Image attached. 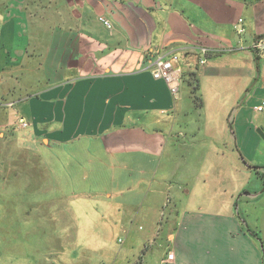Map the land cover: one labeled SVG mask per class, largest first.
<instances>
[{
    "label": "crops",
    "instance_id": "1",
    "mask_svg": "<svg viewBox=\"0 0 264 264\" xmlns=\"http://www.w3.org/2000/svg\"><path fill=\"white\" fill-rule=\"evenodd\" d=\"M263 39L264 0H0V128L28 121L0 142L34 161L37 222L54 196L90 253L115 222L125 263L167 196L172 264H263ZM170 52L176 94L150 67Z\"/></svg>",
    "mask_w": 264,
    "mask_h": 264
},
{
    "label": "rangeland",
    "instance_id": "2",
    "mask_svg": "<svg viewBox=\"0 0 264 264\" xmlns=\"http://www.w3.org/2000/svg\"><path fill=\"white\" fill-rule=\"evenodd\" d=\"M8 103V100L0 99V108H12ZM9 111L10 114L15 112L12 109ZM19 116L15 112L14 118L0 128V137L3 131L13 130L14 127L17 130H26L18 126ZM0 118H6L4 110H0ZM262 138L264 139V134ZM12 144L14 143L8 145L7 142H0V264H156L165 256L168 248L166 238L173 225L172 213L168 212L171 208L170 198L166 196L162 199L163 209L159 214L161 225L140 231L142 234L147 232V237L153 236V239L142 244L137 255L131 254L128 262H117L115 251L119 244L115 222L108 234L110 244L93 245L90 253V245L78 244L77 230L69 213H55L54 196L46 197L45 223L37 222L34 217L37 211H34L30 202L38 198L29 197L26 193L37 184L33 179V172L37 171L32 164L29 165L31 156L14 150ZM255 161V168L264 167V157ZM33 162L32 160L31 163ZM123 190L124 188L120 191ZM38 223L43 226L38 228ZM151 231L153 234L150 236ZM81 232L83 230H79L78 234ZM90 255L93 256L92 259L87 261L85 258Z\"/></svg>",
    "mask_w": 264,
    "mask_h": 264
},
{
    "label": "built area",
    "instance_id": "3",
    "mask_svg": "<svg viewBox=\"0 0 264 264\" xmlns=\"http://www.w3.org/2000/svg\"><path fill=\"white\" fill-rule=\"evenodd\" d=\"M99 22H101L106 27H111V22L107 20L104 16L98 17ZM238 32H242V28L237 27ZM259 45L264 50V39L259 43ZM206 48H201V53L204 55L206 53ZM204 58L200 60L201 64H204ZM152 76L156 79L163 80L170 91L171 94H176L180 82L181 68L179 66V55L175 52H170L167 54H159L150 64ZM254 110L264 116V99L260 101L259 104L254 106ZM18 126L26 128L28 126V121L19 117L17 120ZM174 260V253L172 251L166 252L165 256L160 259L156 264H172Z\"/></svg>",
    "mask_w": 264,
    "mask_h": 264
},
{
    "label": "trees",
    "instance_id": "4",
    "mask_svg": "<svg viewBox=\"0 0 264 264\" xmlns=\"http://www.w3.org/2000/svg\"><path fill=\"white\" fill-rule=\"evenodd\" d=\"M263 264H264V256H263Z\"/></svg>",
    "mask_w": 264,
    "mask_h": 264
}]
</instances>
